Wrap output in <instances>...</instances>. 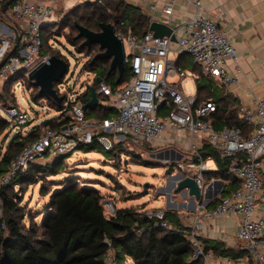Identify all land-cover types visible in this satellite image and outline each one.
Returning a JSON list of instances; mask_svg holds the SVG:
<instances>
[{
	"label": "built area",
	"instance_id": "1",
	"mask_svg": "<svg viewBox=\"0 0 264 264\" xmlns=\"http://www.w3.org/2000/svg\"><path fill=\"white\" fill-rule=\"evenodd\" d=\"M59 1L14 0L3 8L4 2L0 0V85L10 74L27 77L31 69L50 57L48 51L42 52L43 27L59 20L55 12ZM146 1H150L151 8L155 7L156 0ZM186 2L193 11L172 27L174 40L169 36L155 37L149 29L140 37L130 30L115 31L124 45L129 78L114 89L102 80L94 87L98 103H106L99 98L106 96L115 115L86 116L83 103L75 99L79 90L68 88L69 97L56 87L57 94L65 97L64 114L58 120L66 118V121L57 127L46 124L34 139L26 142L10 159L0 183L24 171L31 161L72 153L78 146L95 141L105 150H112L116 143L149 145L157 150L184 148L186 156L175 162L165 161L173 163L177 171L192 176L202 194L214 179L204 177L210 170L206 160L215 161L210 155L204 158L201 154L203 145L207 144L220 158L228 159L227 172L239 185L228 194L219 192L215 196L217 201L209 207H197L199 209L183 215L178 212L181 218L188 220L186 237L192 250L191 258L201 260V264H264V98H254L250 106L238 105L237 117L244 125L214 126L209 118L215 109L214 101H197L198 73L178 65L177 58L182 53L187 54L202 75L213 79V91L232 79L227 62L235 58V49L227 31L202 11L201 0ZM172 9L168 1L161 7L167 16L172 14ZM185 79L191 83L190 92L185 87ZM1 111L17 123L29 119L27 112L17 107ZM245 126L250 128L246 130ZM114 199L113 194L104 196L106 215L114 214ZM231 214L241 215L234 238L238 241L236 246L245 251L235 258L205 248L201 240L202 235L209 233L211 221ZM149 215L162 218L163 210ZM157 224L169 226L165 220ZM104 264H117L111 251L107 252Z\"/></svg>",
	"mask_w": 264,
	"mask_h": 264
},
{
	"label": "trees",
	"instance_id": "2",
	"mask_svg": "<svg viewBox=\"0 0 264 264\" xmlns=\"http://www.w3.org/2000/svg\"><path fill=\"white\" fill-rule=\"evenodd\" d=\"M14 0H3L6 8ZM59 17L62 28L67 27L64 35L66 42L78 53L85 56L82 69L92 71L93 75L87 81L96 86L95 77L100 76L102 81L112 89L121 87L129 78L127 64L119 81H116L117 71L108 72L109 60L97 59L92 64L89 61L101 49L97 43L89 46L82 45L83 37L77 36L75 23L91 31H99L100 24L110 23L114 30L126 32L130 30L138 37L143 35L150 23V17L137 5L125 0H83ZM55 24V23H52ZM50 24V25H52ZM49 26V25H48ZM43 28H46L43 27ZM49 31L42 37V52L48 51L50 55L57 54L64 60V56L49 44ZM183 57V58H182ZM189 58V69L186 68L185 58ZM182 59V60H181ZM67 62V61H66ZM177 64L186 70L198 73L195 80L197 101L212 99L215 109L209 114L214 126L244 125L237 117L238 105L232 104L228 95L218 97L214 95L211 87L214 81L209 76L200 73L199 67L190 57L182 53L177 58ZM116 71V74L112 72ZM13 79H18L17 74H10L3 81L1 87L8 89ZM23 85L31 81L25 79ZM21 84V85H22ZM57 82L53 83L54 89ZM30 88H33L30 84ZM37 101L38 92L28 97ZM100 100L94 107L84 110L86 116L104 118L115 115V109L108 104L106 96H99ZM76 100L82 103L89 99L87 89L76 92ZM7 96L0 93V102L4 106ZM65 97L57 103L48 99L57 111L54 116L44 118L39 123H34L30 128L21 132L17 130L5 145L0 154V177L8 170L10 159L22 146L34 139L46 124L58 126L66 118L58 120L64 114ZM7 107H17L15 104ZM12 127V121L0 113V134L6 128ZM250 126H245L248 130ZM120 143L114 144L113 156L124 149ZM79 151L102 149L97 142L80 145ZM202 156L210 155L216 163L215 169L204 173L206 180L219 178L224 180L221 195L228 194L239 185L238 180L227 172L228 159L220 158L215 150L205 144L201 151ZM70 153L56 155L45 162L31 161L24 171L15 174L8 183H0V264H104L108 251H111L117 264H124L129 258L133 264H201V260L191 258L190 242L186 237L187 226L183 224L178 211L164 208L162 218L149 215L156 209L145 210L134 206L115 207L113 215H106L104 211V196L93 186L79 184L75 177L60 179L48 193L47 201L43 203L38 220L26 223L23 219V208L17 199L14 186L23 190L27 184L38 182L45 176L57 175L64 169V160ZM112 158V157H111ZM146 165L151 164L145 162ZM170 170L172 164H170ZM42 176V178H40ZM5 183V184H4ZM43 192V185H40ZM218 197L213 198L207 206L213 205ZM165 220L168 227L157 224ZM205 248L213 249L217 253L228 255L232 258L242 256L245 251L238 246H228L218 239L201 238Z\"/></svg>",
	"mask_w": 264,
	"mask_h": 264
},
{
	"label": "rangeland",
	"instance_id": "3",
	"mask_svg": "<svg viewBox=\"0 0 264 264\" xmlns=\"http://www.w3.org/2000/svg\"><path fill=\"white\" fill-rule=\"evenodd\" d=\"M77 4L74 3L67 8L58 5L55 8L56 15L61 17ZM58 22L56 21L55 24L43 28V36L48 31L50 32L49 44L54 46L55 50L59 51L67 61V71L63 79L57 82L58 86L56 85V87L59 88L60 92H67L68 96L71 97V93L67 91L68 88H71L73 91L83 90L85 83L92 77L93 72L82 69V61L85 59V56H80L66 42L64 35L67 33L68 28H62V25ZM112 74H116V71L112 72ZM18 79L19 82L17 79H13L8 89L3 90L0 85V93H4L7 96V104L3 106L0 102V113L7 118L1 110L7 108L8 105L15 104L18 109L27 112L29 119L18 123L19 125L11 120L12 127L4 129L0 134V154L17 130L25 132L32 124L39 123L44 118L54 116L57 113L52 107L53 105L47 103V100L50 98L40 96L37 101H31L28 98L29 93L32 96L37 91L32 82L30 84L33 88H30V84L23 85L21 83L25 79L29 81L28 77L19 74ZM185 87L188 92L192 90L188 79L185 81ZM120 147L124 149L114 156L112 152H106L105 149L74 151L65 158L63 163L64 169L57 175L45 176L38 182L27 184L23 190L18 189V185H15L14 191L17 192V199L20 200V205L23 208L24 221L29 223L31 220L39 219L43 203L47 201L49 191L56 186V183L60 179H64L65 177L67 179L75 177L79 184L93 186L103 196L113 194L115 197V207L116 202L125 201L128 205H135L134 207L137 208L151 210L145 207L150 205L161 208L167 202L175 205L176 202L184 200V197L175 191V186L171 185L172 179L170 175H173L178 169L172 165L170 172L166 173L167 167H171V162H166L164 156L157 157V149L151 148L149 145H132L127 143L121 144ZM46 160L45 158L36 159V161L42 163ZM145 162H150L151 164L146 165ZM206 167L207 169H215L214 161L212 159L206 160ZM190 172L192 173L193 169ZM41 184L43 185V192L40 189ZM189 199L190 197L187 200L185 199L187 204L190 203ZM197 205H203L202 200ZM172 208L182 213L189 211L183 207ZM181 219L184 225L188 223L184 218ZM124 264H127V262L125 261ZM129 264L133 263L130 262Z\"/></svg>",
	"mask_w": 264,
	"mask_h": 264
},
{
	"label": "crops",
	"instance_id": "4",
	"mask_svg": "<svg viewBox=\"0 0 264 264\" xmlns=\"http://www.w3.org/2000/svg\"><path fill=\"white\" fill-rule=\"evenodd\" d=\"M80 1L83 0H60L59 6L67 8ZM125 1L139 6L150 17V21H162L171 27L176 23L184 21L193 11V8L186 0H156L154 8H151L150 1L146 0ZM167 1L172 4L173 8L170 16L165 15L161 10L163 3ZM201 5L202 11L227 31L235 49V58L227 62L228 71L232 75V79L221 88L215 87L213 89L214 95L218 97L228 95V99H230L232 104H244L248 106L252 104L254 98H264V0H201ZM184 60L186 62V68L189 69L191 67V65H189V58L186 57ZM172 79H175V77H172ZM186 80L187 79H185V81ZM186 152L184 148L175 146L170 149L158 150L156 155L161 153L160 157L164 156L166 159L175 162L176 160H171L172 155L179 153L180 159L186 156ZM176 192L184 197L183 201L190 197L181 191ZM125 206L135 205H128L125 201L116 202V207ZM201 206L204 205L199 206L196 203L195 208L187 209L186 206L177 204L172 205L167 202V204H164V207L161 208L152 207L150 205L145 208L156 210L170 208L175 210L172 207H183L193 212L197 207ZM205 206L209 207L207 205ZM189 211L186 212L189 213ZM178 212L182 215L187 214L180 211ZM240 218V214H231L211 221L209 233L207 232L206 235H202L201 238L218 239L228 246H234L238 243L237 239L234 238V230ZM184 220L188 222L187 219ZM126 262L129 264L132 261L128 258Z\"/></svg>",
	"mask_w": 264,
	"mask_h": 264
},
{
	"label": "water",
	"instance_id": "5",
	"mask_svg": "<svg viewBox=\"0 0 264 264\" xmlns=\"http://www.w3.org/2000/svg\"><path fill=\"white\" fill-rule=\"evenodd\" d=\"M75 27L78 31L77 36L83 37L82 45L89 46L92 43H97L101 49L93 55L89 64H92L97 59L109 60L108 72L116 70V81H119L124 72L125 52L122 39L115 34L113 25L102 22L99 31H91L77 23H75ZM148 29L152 31V35L155 37L169 36L171 40L175 39L172 33V27L165 22L152 20L149 23ZM66 71V60L57 54H52L46 61L38 63L31 69L27 77L32 82L33 86L37 88L38 97L45 96L59 103L64 98V95L57 94L53 87V83L60 81ZM101 80L102 78L100 76L95 77V83H99ZM84 86L89 93V99L82 104V108L85 110L88 107L96 106L98 104V97L93 85L87 82ZM15 124L19 125L17 122H15ZM157 156L160 157L161 153H158ZM179 157L180 154L177 153L172 155L171 160H178ZM168 172H170V167L166 169V173ZM170 177L172 179L171 185H175V191H181L190 196L189 204L185 201L176 203L180 206H186L187 209L195 208L196 203L201 200L204 206L207 205V203L222 190L224 184L221 179H212L201 194L192 176L185 175L181 171H176L173 175H170Z\"/></svg>",
	"mask_w": 264,
	"mask_h": 264
}]
</instances>
